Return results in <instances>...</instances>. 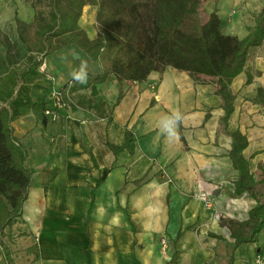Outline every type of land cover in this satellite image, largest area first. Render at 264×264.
<instances>
[{
	"label": "crops",
	"instance_id": "1",
	"mask_svg": "<svg viewBox=\"0 0 264 264\" xmlns=\"http://www.w3.org/2000/svg\"><path fill=\"white\" fill-rule=\"evenodd\" d=\"M95 12L85 5L78 20L90 39L97 36ZM15 16L0 17L4 45V27L26 21ZM239 20L222 19L223 32L247 34ZM33 61L29 52L0 74V106L9 109L32 170L22 215L5 229L16 264H260L264 229L254 241L235 244L236 234L249 235L240 223L256 203L248 193L234 194L231 138L210 78L167 67L142 82L120 84L111 76L87 84L73 73L99 74L101 66L72 44L44 56L38 68ZM51 77L64 89L66 106L41 121L32 112L31 88L49 90ZM258 87L264 90V41L230 84L235 98L227 126L246 136L243 154L257 178L264 167V106L253 101ZM175 112L182 123L168 138L161 121ZM126 131L132 149L113 150ZM201 190L209 192L210 206L197 198Z\"/></svg>",
	"mask_w": 264,
	"mask_h": 264
},
{
	"label": "trees",
	"instance_id": "2",
	"mask_svg": "<svg viewBox=\"0 0 264 264\" xmlns=\"http://www.w3.org/2000/svg\"><path fill=\"white\" fill-rule=\"evenodd\" d=\"M216 1L207 18L202 20L201 0H49L47 11L35 9L30 22L15 19L17 40L6 41L0 53V74L29 52L34 53L32 65L38 68L44 56L72 44L101 66L99 74L73 73L87 84L101 83L111 76L120 84L142 82L151 72L162 73L167 67L185 71L193 79L210 78L222 100L224 113L220 124L231 138L228 155L237 171L234 194L248 193L256 203L247 220L240 223V229L247 227L249 235H235V244H240L254 241L264 229V167L259 165L261 177L257 178L243 154L246 136L239 130H227L235 98L230 84L244 70L251 50L264 41V5L254 15L247 34L239 37L222 31ZM85 5L96 7L94 39L78 24ZM26 72L20 74V79ZM48 92L38 85L31 88L32 112L41 121L46 118ZM253 101L264 106L262 87L257 88ZM12 120L9 109L0 106V256L3 264H16L11 248L13 239L5 229L21 217L32 175L25 163L27 151L14 136ZM132 140L126 131L125 142L112 148L131 150ZM104 175L105 172L99 183ZM260 253L264 254V247Z\"/></svg>",
	"mask_w": 264,
	"mask_h": 264
},
{
	"label": "rangeland",
	"instance_id": "3",
	"mask_svg": "<svg viewBox=\"0 0 264 264\" xmlns=\"http://www.w3.org/2000/svg\"><path fill=\"white\" fill-rule=\"evenodd\" d=\"M48 2L49 0H0V17L11 20L14 15H20L27 22H30L35 9L47 11ZM216 2L219 16L224 20V24L229 23L235 17L239 20L240 17L239 23L247 27L246 29L253 25L254 14L264 4V0H217ZM214 3L215 0H201L199 15L202 20L207 18L214 7ZM224 24L222 25V31L225 29ZM4 34L12 42L17 40L14 23L10 22L4 27ZM3 51L4 44L0 42V53ZM0 264H3L1 256Z\"/></svg>",
	"mask_w": 264,
	"mask_h": 264
},
{
	"label": "built area",
	"instance_id": "4",
	"mask_svg": "<svg viewBox=\"0 0 264 264\" xmlns=\"http://www.w3.org/2000/svg\"><path fill=\"white\" fill-rule=\"evenodd\" d=\"M52 86L49 89L48 92V104L44 110V115L47 117L55 118L56 117V111L58 109H62L66 106V101L64 99V89L61 86H56L55 79L51 77ZM197 198L203 202L205 206H210L212 203V200L209 196V192L206 190H201L197 193ZM161 247L165 248L167 245L166 238H162L160 240ZM257 261L260 264H264V259L261 256H257Z\"/></svg>",
	"mask_w": 264,
	"mask_h": 264
},
{
	"label": "clouds",
	"instance_id": "5",
	"mask_svg": "<svg viewBox=\"0 0 264 264\" xmlns=\"http://www.w3.org/2000/svg\"><path fill=\"white\" fill-rule=\"evenodd\" d=\"M181 123L182 115L179 112H175L161 121V131L166 137L171 138L177 134V129Z\"/></svg>",
	"mask_w": 264,
	"mask_h": 264
},
{
	"label": "water",
	"instance_id": "6",
	"mask_svg": "<svg viewBox=\"0 0 264 264\" xmlns=\"http://www.w3.org/2000/svg\"><path fill=\"white\" fill-rule=\"evenodd\" d=\"M73 56L78 58V54L76 52L73 54Z\"/></svg>",
	"mask_w": 264,
	"mask_h": 264
}]
</instances>
